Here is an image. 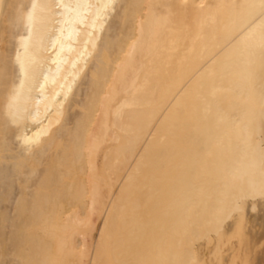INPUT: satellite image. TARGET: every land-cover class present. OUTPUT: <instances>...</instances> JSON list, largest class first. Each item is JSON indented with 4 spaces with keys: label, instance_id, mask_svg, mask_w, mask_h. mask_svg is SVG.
Returning <instances> with one entry per match:
<instances>
[{
    "label": "bare ground",
    "instance_id": "1",
    "mask_svg": "<svg viewBox=\"0 0 264 264\" xmlns=\"http://www.w3.org/2000/svg\"><path fill=\"white\" fill-rule=\"evenodd\" d=\"M0 264H264V0H0Z\"/></svg>",
    "mask_w": 264,
    "mask_h": 264
}]
</instances>
